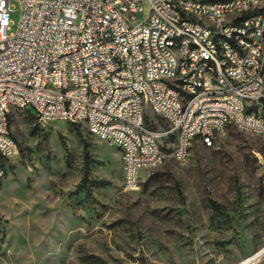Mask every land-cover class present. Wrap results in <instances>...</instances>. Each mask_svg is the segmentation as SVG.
<instances>
[{"label":"built area","instance_id":"2783aa9c","mask_svg":"<svg viewBox=\"0 0 264 264\" xmlns=\"http://www.w3.org/2000/svg\"><path fill=\"white\" fill-rule=\"evenodd\" d=\"M12 2L19 19L9 33ZM261 5L264 0H0V184L3 162L16 153L10 112L28 107L42 121L91 125L92 136L118 149L121 182L129 190L138 189L133 166L143 173L169 153L184 162L185 140L226 135V124L242 133L253 129L264 142V118L255 112L264 100ZM232 7H241V14L231 16ZM246 27H253V38L244 39ZM185 30L196 31V38L178 42ZM212 31H222L232 47L216 42ZM236 32H243L241 46H234ZM191 42H200L203 55L216 54L220 77L193 62ZM59 50H68V57H59ZM198 75L206 76V87H198ZM179 78L186 85L174 87ZM177 92H184L183 105H175ZM181 106H188L187 115H180ZM112 115L128 116L143 137L110 124Z\"/></svg>","mask_w":264,"mask_h":264},{"label":"rangeland","instance_id":"374dc122","mask_svg":"<svg viewBox=\"0 0 264 264\" xmlns=\"http://www.w3.org/2000/svg\"><path fill=\"white\" fill-rule=\"evenodd\" d=\"M9 19L11 33L16 2ZM27 110L10 112L16 153L3 162L0 264H236L264 247L256 135L228 127L211 147L192 142L186 161L141 170L129 190L115 146ZM255 112L264 118V100Z\"/></svg>","mask_w":264,"mask_h":264},{"label":"bare ground","instance_id":"6f19581e","mask_svg":"<svg viewBox=\"0 0 264 264\" xmlns=\"http://www.w3.org/2000/svg\"><path fill=\"white\" fill-rule=\"evenodd\" d=\"M232 0H222V5H230ZM241 14V7H232L231 16H238ZM259 17L264 18V5H261L259 10ZM198 20H206V13H198ZM190 38H196V31L194 30H185V32L178 33V42L189 41ZM212 38H215L216 42H224L225 47H232V40L225 39V34H222V31H212ZM253 38V27H246L244 31V39ZM241 40H243V32H236L234 36V46H241ZM174 50H182V43H174ZM190 50L193 51V62L198 65H209V75L212 77H220V68L216 65V54H205L201 53L200 42H191ZM59 57H68V50H59ZM174 70H181V63H174ZM223 72H230V65H223ZM186 85V78H179L174 80V87H181ZM198 87H206V76L198 75ZM184 103V92H177L175 94V105H183ZM188 114V106L180 107V115ZM110 124H120V126H128V133L133 137H143V130L140 127L129 126V117L128 116H119L112 115L110 117ZM89 133H91V125H85ZM184 126H191V119H184ZM228 127H233V124H226V131ZM239 130V128H236ZM244 133L256 135V132H253V129H244ZM224 134L223 131H214L213 134H208L207 139H200V143L204 147H211L217 139L222 137ZM192 140H185L183 158L186 161L189 157L190 148ZM258 164L260 167L261 176L264 177V154H258ZM176 162L182 163L181 157L178 153H169V156ZM161 164V163H160ZM154 167H146V169H151ZM140 166H133L134 174V184H137L139 188L140 184ZM1 185V184H0ZM264 255V247L257 250L247 258L241 260L236 264H251L259 257Z\"/></svg>","mask_w":264,"mask_h":264},{"label":"crops","instance_id":"0c3cea01","mask_svg":"<svg viewBox=\"0 0 264 264\" xmlns=\"http://www.w3.org/2000/svg\"><path fill=\"white\" fill-rule=\"evenodd\" d=\"M141 176V175H140Z\"/></svg>","mask_w":264,"mask_h":264}]
</instances>
